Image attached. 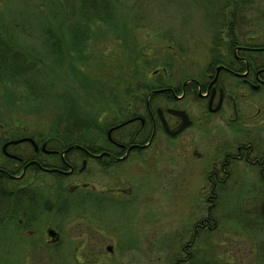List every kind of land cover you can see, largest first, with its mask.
Segmentation results:
<instances>
[{"label":"rangeland","instance_id":"1","mask_svg":"<svg viewBox=\"0 0 264 264\" xmlns=\"http://www.w3.org/2000/svg\"><path fill=\"white\" fill-rule=\"evenodd\" d=\"M225 1L110 0V24L91 28L84 58L77 62L83 82L81 77L70 75L67 65H58L57 54L50 55L51 46L58 51V46L46 41L49 27L58 38L57 0H0V36L12 44V55L0 51V77H4L0 124L9 125L14 137L24 134L36 141L70 127L76 136L78 128L84 126L79 130L84 129V137L93 140L86 142L88 146L101 149L106 146L104 130L94 131L85 120L69 124V119H58L67 104L71 102L78 115H91L100 113L102 107L115 108L111 103L115 97L123 107L128 103L134 109L140 107V95H150L134 90L137 80L146 78L155 84L164 74L172 83L197 76L210 49V34L217 26H226L230 12H245V19L251 23L240 32L264 42V0H236V9L231 0L224 6ZM15 52L22 54L26 63L21 77L4 68L11 62L13 72L21 71L23 66H14L11 57ZM134 70L138 74L131 77ZM125 88L130 91L125 92ZM99 119L110 124L123 117L117 119L107 109ZM133 125L112 133V137L127 139ZM177 140L163 141L165 147L157 155L152 145L141 159L129 155L110 169L88 160L82 173L61 179L38 173L31 187L48 193L52 207H41L40 218L30 232L14 227L0 229V264H173L178 258L184 261L177 264H264V182L258 179L227 181L234 190L211 198L217 205L210 212L217 220L215 227L198 228L202 231L200 237L196 235L199 239H188L193 225L206 213L209 202L205 200L209 197L204 187L209 185L196 172L203 160L192 161L189 155L190 160H186L175 147ZM54 141L49 147H58ZM40 157L60 164L55 156L40 153ZM63 158L75 161L77 167L80 164L72 151ZM3 162L1 165H9ZM14 174L17 177L19 171ZM58 180L63 188L58 189V198L67 200L70 207H65L68 217L58 224L63 239L55 245L46 242L45 231L57 225L54 197ZM75 184L83 189L68 191ZM254 187L263 193L250 195L248 190ZM91 188L115 200L102 203L100 215L104 219L98 224L87 217L93 201L87 197L80 200ZM114 189L131 191L123 196L109 191ZM78 203L86 207H78Z\"/></svg>","mask_w":264,"mask_h":264},{"label":"flooded vegetation","instance_id":"2","mask_svg":"<svg viewBox=\"0 0 264 264\" xmlns=\"http://www.w3.org/2000/svg\"><path fill=\"white\" fill-rule=\"evenodd\" d=\"M245 16L242 11L230 12L227 21L226 18L224 21L230 25L217 26L210 34V49L197 76L172 83L164 77L157 78L161 84L152 89L144 101H139L140 107L136 108L133 116L107 128L106 146L99 150L84 144H74L70 150L61 151L58 147H49L48 144L53 142L51 138L36 141L24 134L14 137L15 131L9 125L5 127L0 124V178H23V190L29 197L32 180L40 172L61 179L82 173L86 170L88 160H95L104 169H110L113 164L127 160L129 155L141 159L152 145L153 151L156 149L154 155H157L165 147L163 141L169 143L179 139L175 147L186 160H190L188 155L192 161L203 160V165L196 172L209 185L208 188L204 187L205 196L209 197L206 200L204 198L209 202L206 213L198 220V224L193 225L188 236V239H199L202 231L199 232L198 228H212L217 222L210 213L214 207L217 208L211 198L234 190L227 181L248 177L264 182V42L258 41L253 34L240 32L241 27L251 23ZM189 106H194L193 112ZM169 109L184 111L190 121L187 127L175 135H169L162 124L163 121L170 132L177 130L181 124V117L170 113ZM193 113L194 116L191 115ZM130 124H134V128L127 139L112 137V133ZM18 139L24 140L15 143ZM19 150H23L24 154ZM68 151L74 153L75 160H80L78 167L75 161L63 158ZM40 153L57 157L60 164L47 163ZM2 161L9 165H1ZM15 171H19L17 177ZM59 180L54 199L57 218L56 228L53 229L55 236L45 231L46 242L55 245L63 239L58 224L68 217L65 207H70L67 200L58 198V184H62ZM73 186L68 191L83 189L76 184ZM109 191L125 196L131 189ZM248 193L256 196L262 194L263 190L254 187ZM82 194V202L85 197L93 201L92 206L89 205L87 217L95 224L103 221L100 212L105 204L102 203L115 200L110 194L97 193L94 188ZM77 205L86 207L85 204ZM46 207L49 209L52 204L43 205V209ZM261 207L264 209V202ZM179 260L175 259L173 264Z\"/></svg>","mask_w":264,"mask_h":264},{"label":"trees","instance_id":"3","mask_svg":"<svg viewBox=\"0 0 264 264\" xmlns=\"http://www.w3.org/2000/svg\"><path fill=\"white\" fill-rule=\"evenodd\" d=\"M58 1V38L54 37L49 31V28L46 30L48 33L46 37V41L50 42L51 45L58 46V51H55V47L51 46V56L58 55V65L63 67L65 65L68 66L67 70L72 77H81L84 82V77L82 73L79 71L77 66L78 61H82L84 58V51L86 49L89 33L93 26L98 24H103L108 26L110 24L111 16L113 14V10L110 4V0H57ZM220 4V0H218ZM230 3V0H226L223 4L227 6ZM233 4V8H237L236 0H231ZM220 8V6H219ZM225 24V23H224ZM226 25H230L226 23ZM51 33V34H49ZM1 35V34H0ZM9 41V40H8ZM4 39V36H0V51L7 52L12 55L10 52L12 44ZM20 53V52H19ZM19 55V56H18ZM8 56V55H7ZM13 60H15V65H22L21 71L18 73L16 71L13 72V66L11 67V62H7L4 66L6 72L14 73L18 77L22 75L24 72V66L26 63L24 62V58L22 54H18L15 52L13 56ZM0 63V68H1ZM1 73V72H0ZM21 73V74H20ZM138 71L134 70L132 72L131 77H136ZM162 77H165L162 74ZM4 77H0V85L4 82ZM143 81L137 80L135 82L134 90H140L145 92H151L152 89L157 87L161 82L157 79L154 83H150L146 80V78L142 79ZM125 92L130 91L125 88ZM141 94V93H140ZM145 95H140V101H144ZM137 101V96L134 98ZM122 100V99H121ZM115 104V108H107L108 110H112L114 114H116L117 119L121 117L129 118L130 115L136 111L137 107L134 109H130L128 103H126V107L121 105L120 99L113 97L111 103ZM74 104V103H73ZM73 105H66V109L59 115L58 119L63 118L69 124H78L82 123L84 120L92 125L94 131L106 132V127H109L112 124H115L118 120L113 121L110 124L108 123H100L101 115L107 110L102 107L100 113H93L91 115H78ZM126 108V109H125ZM123 109L126 111L123 113ZM132 111V112H131ZM91 116V117H90ZM83 120V121H82ZM86 124V123H83ZM99 125V126H98ZM78 128L79 135H72V127L64 128L61 132L53 131L51 134L52 140L55 142L58 141V150H70L74 144H84L88 145L86 142H93L91 139H86L84 136V129L80 131ZM86 127V126H85ZM98 127L103 129H98ZM24 180L23 178L19 179H10V178H0V229H4L7 227H14L15 230L19 231H31L33 224H35L36 220L40 218L41 212L43 210V205L48 204L50 202L47 198L50 196L46 194L45 191L37 190L31 187V192L29 197L24 193L23 190ZM57 186V185H56ZM58 189H63L61 185L58 184ZM61 186V187H60ZM54 187V185H53ZM57 191V189H56ZM55 195V194H54ZM56 198V197H54ZM42 207V210H41ZM20 240V239H18ZM23 240V239H21ZM55 251L57 247H54ZM184 261L183 260H179ZM13 264H15L13 262ZM180 264V263H179Z\"/></svg>","mask_w":264,"mask_h":264},{"label":"water","instance_id":"4","mask_svg":"<svg viewBox=\"0 0 264 264\" xmlns=\"http://www.w3.org/2000/svg\"><path fill=\"white\" fill-rule=\"evenodd\" d=\"M168 111H169L170 113H173V114L177 115V116H180V117H181V120H182V121H181V124H180V126H179V128H178L177 130H175L174 132H170V131L167 129L165 123L162 121V124H163V126H164V129L167 131V133H168L169 135H175V134L179 133L181 130H183L185 127H187V126L190 124V121L188 120V116L185 114L184 111H182V110H174V109H169ZM27 139H28V140H31V139H29V138H27ZM21 140H24V139H18V140L14 141V142L16 143V142H19V141H21ZM31 141H32V140H31ZM46 233H47L48 235H50V236H55V232H54V230L51 229V228L47 229V230H46ZM108 249H109V248H108Z\"/></svg>","mask_w":264,"mask_h":264}]
</instances>
